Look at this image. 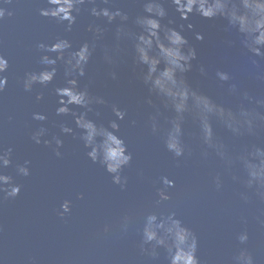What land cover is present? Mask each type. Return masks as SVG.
Here are the masks:
<instances>
[{
    "label": "water",
    "instance_id": "1",
    "mask_svg": "<svg viewBox=\"0 0 264 264\" xmlns=\"http://www.w3.org/2000/svg\"><path fill=\"white\" fill-rule=\"evenodd\" d=\"M116 4L129 14L128 28L139 31L134 19L142 13V5L137 0H116ZM0 7L13 12L0 21V54L9 60L4 74L8 84L0 93V147L13 148V163L5 173L21 185L15 198L4 199L0 193V264H167L163 249L157 250V260L141 254L139 229L150 212L171 211L196 233L197 255L202 264H235L233 258L241 249L252 254L255 264H264V199L255 188L245 187L242 181L246 173L235 160L252 145L264 147V123H258L254 134L241 136L214 124L227 157L234 160L229 165L227 157L221 159L214 150L202 145L197 126L189 118L184 125L186 154L174 158L163 143L172 113L155 96V106L146 103L149 93L140 78L141 66L133 63L131 42L121 41L116 47L118 20L109 25L92 17L85 10L91 6L85 5L72 31L65 32L64 25L39 15V9L47 7L46 0H12L10 4L0 0ZM165 7L169 15L162 24L173 19L175 23L169 26L178 30L183 24L182 34L196 49L192 69L184 74L190 86L234 111L243 102L245 107L264 113V108L255 104L256 99L264 98V79L260 78L264 76V59L252 57L259 66L253 65L251 54L240 43L241 37L235 30H225L224 19L209 20L194 13L182 21L174 8L167 4ZM93 23L106 31L103 39L95 42L96 49L79 83L81 88L87 86L92 95L107 101L106 105L93 106L101 115L89 113L90 119L107 126L116 119L111 105L126 110L125 119L118 121V135L124 138L133 160L122 172L127 177L123 189L112 183L111 175L103 167L87 158L74 118L56 115L59 98L54 88L64 84L62 64L58 62L57 76L47 88L35 85L31 92H26L22 84L26 72L42 68L41 53L35 47L38 42L50 43L64 37L72 41L75 50L83 42L93 41V33L88 31ZM189 23L192 29L187 27ZM197 33L203 35L202 40L196 39ZM106 48L113 57L112 64L104 60ZM201 67L206 74H201ZM217 71L228 72L232 79L219 81ZM112 72L116 73L115 79ZM231 84H236V93L229 92ZM245 91L253 97L251 103L243 100ZM41 92L44 98L38 102L36 95ZM157 107L160 127L153 133L150 117L156 114ZM34 112L43 113L48 119L35 121ZM61 123L72 127L76 135L62 134ZM41 126L48 130L42 140H51L53 136L63 140L60 157L53 151L54 142L45 146L31 140L32 133ZM205 150L207 156L203 155ZM25 160L30 161L27 177L17 175L15 167ZM163 176L174 180L175 187L168 190L172 199L157 205L156 189L163 186ZM217 176L221 181L219 189L215 183ZM233 176L240 179L233 180ZM65 200L71 201V210L60 216ZM245 231L249 239L240 244L237 236Z\"/></svg>",
    "mask_w": 264,
    "mask_h": 264
},
{
    "label": "clouds",
    "instance_id": "2",
    "mask_svg": "<svg viewBox=\"0 0 264 264\" xmlns=\"http://www.w3.org/2000/svg\"><path fill=\"white\" fill-rule=\"evenodd\" d=\"M137 2L142 5L143 10L134 19L139 31L128 28L126 22L129 20V14L117 6L116 0H46L47 7L40 8L39 15L64 25L65 32L72 31L85 5L91 6L85 10L92 17L103 19L109 25L118 20L119 24L115 30L116 47L119 48L121 41L131 42L134 50L133 63L141 66L140 78L149 93L146 103L155 106L152 99L155 96L160 105L172 113L167 121L169 127L163 137L167 151L177 159L185 156L187 145L184 142V125L186 120L191 118L197 126L198 138L202 145L206 146V149L214 150L221 159H225L227 157L225 145L217 136L214 124L221 125L236 136L254 134L258 123H264V113L252 107H245L243 102L234 111L222 103H217L209 95L192 88L184 74L192 69V61L197 56L196 49L189 45L182 34L183 24L179 25L178 30L177 27L169 26L174 24L175 20L168 19L167 24H162L161 21L169 15L166 4L174 8L182 21H187L194 13L209 20L222 18L227 22L225 30H235L241 37V45L251 54V63L259 66L258 61L252 57L264 59V0H137ZM10 3L12 0H7V4ZM6 15L11 17L13 12L0 7V21ZM187 27L192 29L193 25L189 23ZM88 31L93 33V41L91 43L85 41L75 50L72 41L64 37H57L50 43L38 42L35 47L41 53L39 64L42 68L24 74L23 89L31 92L35 85L47 88L57 76L58 62L62 64L64 84L54 88V94L59 98L58 107L55 109L56 115H70L74 118L76 129L79 130L78 138L87 150L85 153L87 158L103 167L111 175L112 183L123 189L127 185V177L122 176V172L131 164L133 154L128 150L124 138L118 135L120 132L118 121H123L127 113L113 104L111 110L116 119L109 121L107 126L89 118V113L100 117V112L93 106L106 105L107 101L100 96L92 95L87 86L80 87V78L85 76L86 67L96 49L95 42L103 39L106 29L93 23L89 24ZM196 39L202 40L203 35L197 33ZM104 60L108 64L114 62L107 48L104 51ZM8 69L9 60L0 54V93L4 92L8 84V77L4 75ZM200 72L202 75L206 74L203 67L200 68ZM111 76L115 79L116 73L112 72ZM216 77L221 82L232 79L225 71H217ZM260 78L264 79V76ZM236 91V84H231L229 92ZM43 98L42 92L36 95L38 102ZM242 98L249 103L253 100L246 91L242 93ZM255 104L264 108V98L256 99ZM70 106H77L83 111H74ZM159 115L160 109L157 107L156 114L150 117L153 133L159 131ZM32 119L44 122L48 117L43 113L34 112ZM59 128L62 134L76 135V131L66 123H61ZM47 131L45 127H39L32 133L31 140L37 145L43 143L45 146H51L54 142L53 151L60 157L62 153L59 149L63 146V140L58 136H53L51 140H42ZM203 155H208L207 150ZM12 156V147H0V193H3L4 199L15 198L21 191V185L14 182L13 176L5 173V169L13 163ZM235 160L239 161L246 173V179L242 181L245 187L255 188L257 195L264 199V147L252 145L250 149L235 157ZM227 161L229 165L234 162L231 157H227ZM29 164L28 160L23 164H17L15 166L17 175L29 176ZM238 179L240 178L233 176V180ZM160 181L163 186L156 189L157 205L170 201L172 196L168 190L175 187V181L167 176L161 177ZM215 183L219 189L221 187L219 176L215 178ZM241 195L243 199H248L246 195ZM80 198H83L82 194ZM70 206L71 201L65 200L60 206L62 211L58 214L63 216L69 213ZM105 231H108L107 226ZM139 234L141 254H146L153 260L159 258L160 253L157 250L163 249L166 252L167 264H202L197 255L199 240L196 233L177 217L175 211L168 214L150 212L146 215ZM237 239L240 244H245L249 239L248 233L241 232ZM233 259L235 264H255L252 254L247 249H241Z\"/></svg>",
    "mask_w": 264,
    "mask_h": 264
}]
</instances>
